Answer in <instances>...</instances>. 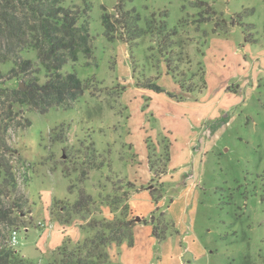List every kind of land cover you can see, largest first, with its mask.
<instances>
[{"label": "rangeland", "instance_id": "rangeland-1", "mask_svg": "<svg viewBox=\"0 0 264 264\" xmlns=\"http://www.w3.org/2000/svg\"><path fill=\"white\" fill-rule=\"evenodd\" d=\"M124 1L66 0L90 5L94 53L64 72L90 80L92 90L70 110L25 111L22 126L9 132L26 214L13 228L19 231L15 250L34 264H56L65 241L73 247L92 234L89 222L123 213L133 220L132 246L112 245L108 264H264V61L249 55L258 79L240 75L245 38L259 43V55L264 51V0ZM173 29L178 45L164 50L182 47L179 73L194 80L198 94L201 66L208 71L209 91L198 103L199 95L188 97L167 75L160 42ZM23 57L37 62L34 53ZM14 66L3 67L5 81ZM147 80L165 92L153 98L142 88ZM61 127L64 142H52L53 129ZM168 143L172 163L164 152ZM85 144L95 145L102 171L83 165ZM82 192L93 200L75 209ZM58 214L70 224L55 220ZM156 223L166 238L161 242L153 235ZM6 241L9 228L0 225V244Z\"/></svg>", "mask_w": 264, "mask_h": 264}, {"label": "trees", "instance_id": "trees-1", "mask_svg": "<svg viewBox=\"0 0 264 264\" xmlns=\"http://www.w3.org/2000/svg\"><path fill=\"white\" fill-rule=\"evenodd\" d=\"M89 6V4L87 8L67 6L66 0H0V86L8 81H20L17 88L0 87V225L9 228V233L19 226L20 217L26 215L23 214L19 180L13 164L18 152L8 142L9 132L14 127L22 126L19 117L25 111L44 115L54 108L70 110L87 92L92 90L90 80L83 81L74 72H64L65 66L78 63L82 56L90 58L94 53V39L90 34ZM118 11H123V5H118ZM129 14L133 15L135 28H137L136 23L140 21V17L135 11ZM103 23L106 36L111 38L109 16L103 17ZM145 34V31L141 29L140 37ZM178 36L176 29L164 34L163 41L160 42V52L163 55L167 74L179 84L182 91L195 93L198 91L196 89L198 85L194 80L186 82L185 74L179 73L182 71L180 68L183 64V53L180 52L182 47L178 46L173 51L164 50L170 46L171 42L177 44L174 38ZM245 41L249 42L246 38ZM24 53H34L37 62L24 58ZM11 62L15 64L10 72L12 76L5 81L7 74L3 67ZM200 70L204 87L199 93L207 87L204 64ZM142 88L157 94L165 92L156 81L147 80ZM167 94L171 98L175 97ZM27 125L30 126V122ZM59 129H61L60 133ZM65 131L62 127L53 129L52 142H64L62 135ZM84 147L85 156L88 157L83 165L89 171H102L106 166L103 161H100L101 156L95 145L85 144ZM148 147L151 151L150 144ZM169 148L168 143L164 147L168 163ZM149 164L153 171L154 164L150 157ZM166 171V169L163 170L159 175H164ZM86 174L87 171H84L83 175L86 176ZM84 193L82 192L83 196L81 194L82 197L74 205L75 209L86 208L91 204L92 196L85 197ZM153 200L158 201L155 198ZM59 215L54 216L55 220L61 224H70L68 218V220L63 219V216ZM153 218L152 216L151 219ZM101 220L89 222L88 230L92 231V234L85 233L84 238L75 246L71 247V242L65 241L58 249L61 261L56 260L55 263L108 264L110 259L108 249L112 245H120L127 241L132 246L133 220H129L123 213L111 220L107 218ZM159 228L156 223L153 235L161 242L166 238L158 233ZM0 264L34 263L23 258L6 241L0 244Z\"/></svg>", "mask_w": 264, "mask_h": 264}, {"label": "crops", "instance_id": "crops-1", "mask_svg": "<svg viewBox=\"0 0 264 264\" xmlns=\"http://www.w3.org/2000/svg\"><path fill=\"white\" fill-rule=\"evenodd\" d=\"M244 43H245V45L243 46V50L245 51V54H244V57H245V59H243L242 60V65H241V69H242V71H240V75H242V77H248V76H250L251 74H252V77L256 80V76H254L253 75V71H252V67H251V65H250V63H249V61L247 60V58H248V56L250 55V57H251V59L253 60L254 58H260L261 57V61H264V51L263 52H261V55H259L256 51L258 50L257 49V46L259 45V43L257 42V43H252V42H246L245 40H244ZM248 43H251V46H249L248 45ZM239 46H241V45H239ZM238 49H236V51H237ZM205 51V50H204ZM209 51H210V49H209ZM241 51H237L236 53H240ZM204 54H208V52H205ZM238 57H239V59H241V54H239L238 55ZM259 60L260 59H258L257 60V62H259ZM255 66H256V64H255ZM259 70L260 69H257L256 70V74L258 75V72H259ZM168 75V74H167ZM169 76V75H168ZM258 79V78H257ZM205 80H206V83H207V87H206V89L205 90H203L202 92H200L199 94L197 93V92H195V93H186L187 94V96L188 97H193V95L194 94H196V95H199L200 96V98H199V100H197V101H195L196 103H198V102H200V100L201 99H203V97H204V95L209 91V78H208V71H207V69H205ZM227 89V86L226 87H224V88H222V91H223V93L225 94V95H227L228 93H230L231 92V90H226ZM148 90V89H147ZM150 92H152V95H154V96H152L153 98L156 96V95H159V94H157V93H155V92H153V91H151L150 90ZM190 98V99H191ZM183 103V102H182ZM226 110H227V108H226ZM226 110H223V113H225V111ZM217 117L218 116H220V113L219 114H217L216 115ZM213 117V116H212ZM167 130V129H166ZM149 159V158H148ZM172 160H173V158L171 159V155H170V161H171V163H172ZM170 161H169V163H170ZM187 173V172H186Z\"/></svg>", "mask_w": 264, "mask_h": 264}, {"label": "built area", "instance_id": "built-area-1", "mask_svg": "<svg viewBox=\"0 0 264 264\" xmlns=\"http://www.w3.org/2000/svg\"><path fill=\"white\" fill-rule=\"evenodd\" d=\"M18 232L17 229H13L10 233V244L12 247L18 245Z\"/></svg>", "mask_w": 264, "mask_h": 264}, {"label": "water", "instance_id": "water-1", "mask_svg": "<svg viewBox=\"0 0 264 264\" xmlns=\"http://www.w3.org/2000/svg\"><path fill=\"white\" fill-rule=\"evenodd\" d=\"M140 220H141L140 217H137V218H136V221H140Z\"/></svg>", "mask_w": 264, "mask_h": 264}]
</instances>
